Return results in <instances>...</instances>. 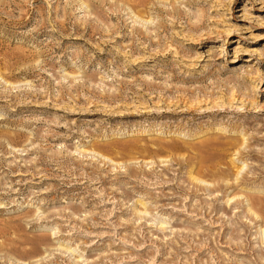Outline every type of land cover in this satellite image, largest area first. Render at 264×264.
Masks as SVG:
<instances>
[{
  "label": "rangeland",
  "instance_id": "rangeland-1",
  "mask_svg": "<svg viewBox=\"0 0 264 264\" xmlns=\"http://www.w3.org/2000/svg\"><path fill=\"white\" fill-rule=\"evenodd\" d=\"M0 264H264V0H0Z\"/></svg>",
  "mask_w": 264,
  "mask_h": 264
},
{
  "label": "bare ground",
  "instance_id": "bare-ground-1",
  "mask_svg": "<svg viewBox=\"0 0 264 264\" xmlns=\"http://www.w3.org/2000/svg\"><path fill=\"white\" fill-rule=\"evenodd\" d=\"M241 143H242V141H241ZM132 149H135V147H133V146H130ZM218 145H215L214 144V142H210L208 145H206V148L208 149V150H210V151H212L213 152V156L212 157H214L215 156V151H216V149H218ZM236 149H239V146L237 145L236 146ZM143 151H145L146 153H147V158H149V159H154V158H156V157H158V154H160V153H162V151H152V150H149V149H145V150H143ZM238 175H239V173L236 175L237 177H238ZM202 176V174H198V176H196V177H192V181H199V180H205L203 177H201ZM214 177H215V180L217 181V183H220L221 181H225V180H227V181H229L230 179H228L227 178V176H225L223 173H220V175H214ZM202 182V181H201ZM205 182H206V180H205Z\"/></svg>",
  "mask_w": 264,
  "mask_h": 264
}]
</instances>
